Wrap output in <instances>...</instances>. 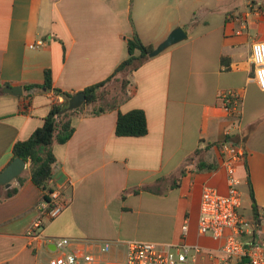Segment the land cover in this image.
<instances>
[{
	"label": "crops",
	"instance_id": "obj_1",
	"mask_svg": "<svg viewBox=\"0 0 264 264\" xmlns=\"http://www.w3.org/2000/svg\"><path fill=\"white\" fill-rule=\"evenodd\" d=\"M177 28L186 40L112 80L97 103L76 111L73 137L53 144L49 188L63 190L67 210L47 220L30 163L22 185L13 181L18 193L0 202V264H45L62 254L50 238L186 243L200 248L188 264H238L222 253L225 239L199 233L198 220L207 186L222 195L230 189L222 151L230 140L246 156L235 175L252 215H241L255 220L250 184L264 214V91L252 61V45L264 42V0H0V173L15 160L18 141L64 102L55 90L74 96L105 82L129 59L136 35L155 49ZM7 87H22L23 95ZM229 93L239 99L230 112ZM133 110L146 114L148 134L118 137V115ZM201 161L215 169L198 171ZM39 219L44 230L35 237ZM260 225L264 239V220ZM71 249L93 256L79 264L126 260L123 247Z\"/></svg>",
	"mask_w": 264,
	"mask_h": 264
},
{
	"label": "built area",
	"instance_id": "obj_2",
	"mask_svg": "<svg viewBox=\"0 0 264 264\" xmlns=\"http://www.w3.org/2000/svg\"><path fill=\"white\" fill-rule=\"evenodd\" d=\"M252 61L254 64V79L264 91V42L259 41L252 45ZM226 109L230 112L239 104L234 93L224 95ZM226 168L229 173L230 189L226 195L220 194L214 188L207 186L202 193L198 227L201 235L210 234L214 240L225 239L222 253L229 261L242 264H264V239L261 225L241 215L242 196L240 180L236 177V167L245 160L244 149L227 141L222 145ZM50 202H44L41 210L49 222L56 220L64 210L68 209L69 202L63 190L51 192ZM264 220V214L261 215ZM44 223L38 220L30 234L42 237ZM187 234L188 224L183 226ZM52 242L62 252L61 255L51 258L45 264H79L91 263L93 256L79 255L71 247L74 243H82L85 247H100L103 253H109L115 247L125 249V264H188L195 262L200 248L186 243L179 245H161L155 242L126 241L120 243L100 242L89 240H71L65 238L46 239Z\"/></svg>",
	"mask_w": 264,
	"mask_h": 264
},
{
	"label": "trees",
	"instance_id": "obj_3",
	"mask_svg": "<svg viewBox=\"0 0 264 264\" xmlns=\"http://www.w3.org/2000/svg\"><path fill=\"white\" fill-rule=\"evenodd\" d=\"M154 50L153 46L144 45L138 35L128 43L129 59L121 66L116 68L113 75L105 82L96 86L88 87L84 90L87 103H97L101 96L102 90H105L107 85L114 79H118L121 75H126L133 72L138 66L140 61H146L149 54ZM137 52L139 54L137 55ZM44 89L50 91L53 89V81L49 71L45 73ZM57 95L62 96L65 100L62 103H55L50 113L45 118L44 126L37 129L27 141L19 142L14 146V158H21L22 160L30 163L31 180L42 192L44 193V201L50 202V194L52 190L49 188L50 182L53 179V168L56 164V156L52 150L53 144L58 142L64 144L68 142L75 133V128L72 125V117L75 112L64 113L65 102L70 100L73 96L68 93H61L55 90ZM84 108V107H83ZM104 109L93 113V115L103 114ZM146 114L140 110H133L127 114H119L116 127V135L118 137H145L148 134V124ZM215 166L201 161L197 165L198 171L214 170ZM20 185L23 183L21 177L17 178ZM250 181V179H249ZM5 186H0V190H5ZM254 188L250 184V197L252 200L253 217L259 224L262 222V214L260 213L258 203L255 198ZM19 191V188H10L1 195L0 202L5 199L12 198ZM242 264V263H238Z\"/></svg>",
	"mask_w": 264,
	"mask_h": 264
},
{
	"label": "water",
	"instance_id": "obj_4",
	"mask_svg": "<svg viewBox=\"0 0 264 264\" xmlns=\"http://www.w3.org/2000/svg\"><path fill=\"white\" fill-rule=\"evenodd\" d=\"M187 34L182 28L175 29L167 40L160 43L148 56V58H154L161 54L163 51L168 50L172 46L186 40ZM4 92L13 94L16 96L23 95L22 87H7L4 88ZM87 103V97L85 92L75 94L70 100L65 102V109L61 114L75 112L81 109ZM27 169V162L21 158H16L13 162L0 173V186H5L7 189L11 188L14 180L19 178Z\"/></svg>",
	"mask_w": 264,
	"mask_h": 264
},
{
	"label": "rangeland",
	"instance_id": "obj_5",
	"mask_svg": "<svg viewBox=\"0 0 264 264\" xmlns=\"http://www.w3.org/2000/svg\"><path fill=\"white\" fill-rule=\"evenodd\" d=\"M113 92H115V89L114 90H112ZM108 92H110V91H108ZM244 186L242 187V188H240V191H243L244 190ZM244 197V204H243V207H242V209H241V212L242 213H244V215H248V216H250V215H252V212H251V210L247 207V201H248V199H247V189L245 190V196H243Z\"/></svg>",
	"mask_w": 264,
	"mask_h": 264
}]
</instances>
